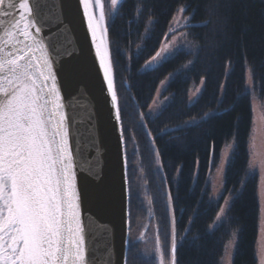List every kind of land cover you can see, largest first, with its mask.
Segmentation results:
<instances>
[{
  "label": "trees",
  "instance_id": "16d2710c",
  "mask_svg": "<svg viewBox=\"0 0 264 264\" xmlns=\"http://www.w3.org/2000/svg\"><path fill=\"white\" fill-rule=\"evenodd\" d=\"M182 8L191 16L189 48L143 72ZM106 40L125 138L132 231L149 214L144 188L166 244L173 216L176 264H221L235 232L232 264H258L259 176L249 172V139L253 96L264 107V0H123L107 23ZM170 76L162 93L170 101L153 117L149 110ZM232 142L223 196L211 201L209 177ZM227 198L224 220L210 231ZM127 264H152L133 237Z\"/></svg>",
  "mask_w": 264,
  "mask_h": 264
},
{
  "label": "snow or ice",
  "instance_id": "6c2138e0",
  "mask_svg": "<svg viewBox=\"0 0 264 264\" xmlns=\"http://www.w3.org/2000/svg\"><path fill=\"white\" fill-rule=\"evenodd\" d=\"M17 3L10 0L6 5L0 0V264H92L94 253H89L86 242L77 182V142L70 132L76 122L71 115L72 96L66 104L57 75L63 72L70 85L76 71L73 57L66 53L65 64L54 70L49 49L59 55L58 37L55 31L39 35L41 0ZM77 3L119 123L104 4L101 0ZM117 3L111 0L113 8ZM9 16L12 19L5 26L4 18ZM119 140L126 177L122 129ZM90 196L103 202L107 193L96 188ZM171 247L174 254V238Z\"/></svg>",
  "mask_w": 264,
  "mask_h": 264
},
{
  "label": "water",
  "instance_id": "95a60500",
  "mask_svg": "<svg viewBox=\"0 0 264 264\" xmlns=\"http://www.w3.org/2000/svg\"><path fill=\"white\" fill-rule=\"evenodd\" d=\"M8 2L10 0H5L6 5ZM11 2L18 6L17 0ZM41 9L38 26L42 27V31L39 35L44 37L49 31H55L58 37L59 55H53L49 49L54 70L65 64L68 59L66 53L72 55L76 69L70 85L63 72L57 71V75L66 104L68 95L72 96L71 115L76 122L71 125L70 132L77 142V151L74 152L79 165L77 182L82 191L86 242L89 253H94L92 264H125V257L127 264L130 247V191L124 133L126 177L125 164L121 159L119 129L123 131L122 121L120 119L117 123L115 120L114 106L104 90L102 70L99 69L94 45L82 21L81 12L77 11V0H41ZM4 19L7 26V21L12 17ZM0 35H3L2 28ZM44 43L48 47L47 39ZM114 87L116 90L115 78ZM117 105L119 107L118 96ZM96 188L107 193L103 202L94 201L90 196Z\"/></svg>",
  "mask_w": 264,
  "mask_h": 264
},
{
  "label": "rangeland",
  "instance_id": "374dc122",
  "mask_svg": "<svg viewBox=\"0 0 264 264\" xmlns=\"http://www.w3.org/2000/svg\"><path fill=\"white\" fill-rule=\"evenodd\" d=\"M123 0H118L116 8L112 7L111 0H101V3L104 4L105 10V24L107 28V23L109 20L116 14L119 5ZM95 3V0H93ZM99 9L97 8V14ZM192 24L191 16L186 14V8H182L178 11L174 17L167 37L159 50L160 56H156L155 59H150L142 67V71H148L158 67L166 59L163 57L167 56L168 58L174 55L176 52L183 48L187 47L186 42V28ZM107 33V32H106ZM170 54V55H169ZM167 58V59H168ZM187 68L190 65L186 66ZM185 67V68H186ZM172 76L167 78L159 88L155 101L153 102L149 112L155 117L159 112L164 108L170 101L169 98H162V93L166 89L167 85L171 81ZM252 76L250 70L247 72V87L252 89ZM204 88V82H202L198 87H194L190 93V103H194ZM252 130L251 136L249 139V154H250V163H249V172L257 173L259 176V205H260V216H259V233L257 241V260L258 264H264V107L260 100L253 96L252 98ZM235 144L234 142L227 145L222 153L220 163L213 171L209 177V183L211 186V201H218L221 199L224 193V176L227 165L230 161L232 153L234 151ZM143 187V186H141ZM141 198L145 199V205L149 210L148 216L146 219L141 221L139 226L134 228L135 240L134 242L138 244L139 252L147 260H150L152 264H176L175 257L172 252V241L175 239V229H174V219L171 216V235L168 244L164 242L161 236L158 235V229L156 222L152 216L151 204L146 198V191L144 188L141 192ZM231 199L227 198L215 220L214 224L210 227V231H214L224 220L226 213L230 207ZM223 212V214H221ZM238 233H233L230 241L227 243L221 264H232L233 258L237 246ZM166 247H168L166 249Z\"/></svg>",
  "mask_w": 264,
  "mask_h": 264
},
{
  "label": "flooded vegetation",
  "instance_id": "af4514ba",
  "mask_svg": "<svg viewBox=\"0 0 264 264\" xmlns=\"http://www.w3.org/2000/svg\"><path fill=\"white\" fill-rule=\"evenodd\" d=\"M133 237V239L135 240V233H134V231H132V229H131V226H130V239ZM135 243V242H134ZM129 249H130V247H129Z\"/></svg>",
  "mask_w": 264,
  "mask_h": 264
}]
</instances>
